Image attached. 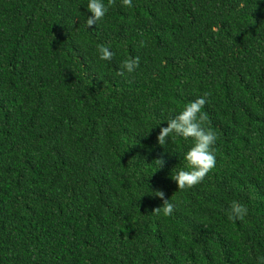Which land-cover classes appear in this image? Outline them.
Returning a JSON list of instances; mask_svg holds the SVG:
<instances>
[{
    "label": "trees",
    "instance_id": "16d2710c",
    "mask_svg": "<svg viewBox=\"0 0 264 264\" xmlns=\"http://www.w3.org/2000/svg\"><path fill=\"white\" fill-rule=\"evenodd\" d=\"M87 3L0 0V264H264V0ZM201 96L216 166L179 189L193 141L157 136Z\"/></svg>",
    "mask_w": 264,
    "mask_h": 264
},
{
    "label": "clouds",
    "instance_id": "9594fccd",
    "mask_svg": "<svg viewBox=\"0 0 264 264\" xmlns=\"http://www.w3.org/2000/svg\"><path fill=\"white\" fill-rule=\"evenodd\" d=\"M110 4L111 0H109V4H105L104 0H88L86 8L91 15L86 19L87 26L97 25L98 21L103 20L109 12ZM122 5L131 8L133 0H122ZM98 54L102 61H109L114 55L109 47L103 45L98 48ZM139 65V57L127 59L123 62L119 75L131 74L139 68ZM205 104L206 98L203 96L190 101L179 112L167 119V126L160 127L157 136L160 145H165L173 135L185 140L191 138L193 141L191 147L183 154L184 160L189 165V170H180L172 178L179 189L191 188L199 184L216 166L214 145L217 135L210 127L206 126L207 116L203 113ZM159 163L163 162L159 161ZM154 195L161 199L164 197V193L161 191H156ZM163 203V214L170 215L173 212V204L168 202V199H164ZM247 213L248 208L245 205L233 202L229 218L243 219Z\"/></svg>",
    "mask_w": 264,
    "mask_h": 264
}]
</instances>
